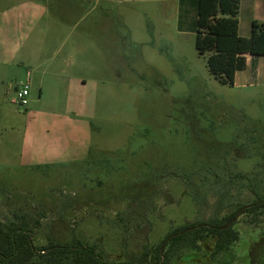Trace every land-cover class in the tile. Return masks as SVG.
Here are the masks:
<instances>
[{"label": "rangeland", "instance_id": "rangeland-1", "mask_svg": "<svg viewBox=\"0 0 264 264\" xmlns=\"http://www.w3.org/2000/svg\"><path fill=\"white\" fill-rule=\"evenodd\" d=\"M247 1L238 19L249 38L252 21L264 23V0ZM25 3L0 0V21ZM164 6L88 0L72 18L47 15L28 106L10 89L27 82L25 70L0 94V222H28L37 248L92 246L110 264H264V214L239 216V241L214 262L213 239L157 260L176 229L264 199V58L222 85L210 53L196 50L197 16L178 13L180 1ZM16 51L19 64L25 51ZM51 73L66 91L53 89Z\"/></svg>", "mask_w": 264, "mask_h": 264}, {"label": "trees", "instance_id": "trees-1", "mask_svg": "<svg viewBox=\"0 0 264 264\" xmlns=\"http://www.w3.org/2000/svg\"><path fill=\"white\" fill-rule=\"evenodd\" d=\"M182 8L185 0H179ZM195 10L196 49L201 56L210 53L207 64L210 72L222 85L234 86L237 72L246 70L251 56V70L255 73L257 58H264V23L252 21L251 36L239 34L241 0H188ZM263 215L264 199L259 198L222 218L176 229L167 237L166 255L159 248L157 260L169 256L178 247L188 246L194 251L200 243L214 240L212 260L230 251L240 239L237 219L242 215ZM0 264H110L92 246L50 243L37 248L26 221L0 222ZM128 264V263H127ZM215 264V263H213Z\"/></svg>", "mask_w": 264, "mask_h": 264}, {"label": "crops", "instance_id": "crops-1", "mask_svg": "<svg viewBox=\"0 0 264 264\" xmlns=\"http://www.w3.org/2000/svg\"><path fill=\"white\" fill-rule=\"evenodd\" d=\"M50 0H28V5L26 4L24 8L23 13L14 14L12 12L5 11L3 12V20L0 21V94L5 88V82L12 77L10 73L15 74V76L20 77L23 70L26 72V78L28 79L27 82L31 85L32 80L36 79V73L39 71L40 68L44 67V62H41V58L43 57L42 49L43 44L46 40V35L43 34V32H47V24L45 19H47V15L52 13L51 15L56 18L60 19L63 18L65 15V18H72L74 16V11L77 9V3L81 2H88V0H65L71 3L70 7H67L65 11L61 9H55L54 12L48 11L47 9V2ZM63 1V0H61ZM73 1H74V7H73ZM97 1H104L108 4H118L123 5L127 4L130 6H136V5H143V4H165L164 11L166 12L169 9V5L171 8H174L175 3H178L179 0H97ZM245 3V0H241L240 8L242 4ZM248 8L253 6L254 1L248 0ZM189 6V5H188ZM185 9V8H184ZM180 9V7H177V12L182 13H189L190 15L193 14L195 16V10L189 6L188 10ZM19 20H22V30H23V37L21 39H18L15 34V28L16 24L19 25ZM240 22V21H239ZM20 27V26H19ZM239 30H240V24H239ZM196 35V34H195ZM241 36V35H240ZM23 39V41H22ZM196 46V42H195ZM25 51V59L24 61H20L19 64H15V60L17 59V51L16 48H20ZM197 50V49H196ZM248 56L247 57V67L246 70L240 71L236 73L235 76V84L237 82L238 75L242 72H245L249 70L251 67L248 62ZM251 57V56H250ZM16 58V59H15ZM261 58V57H260ZM264 63V61H263ZM260 66V63H259ZM251 71V68H250ZM252 72V71H251ZM47 72L44 69L43 73L40 77V86H39V92L38 96L42 97L44 94V89L46 88V82L44 78L46 77ZM50 75L54 76L51 77L52 82L55 83L58 86H55L53 89H58L59 92H64L66 89L62 85V79L55 80L56 79V73H51ZM58 77H61L58 74ZM33 78V79H32ZM69 83H72L75 88L81 84L82 87L85 86V81H79V79H67ZM234 84V85H235ZM73 86V87H74ZM49 89V86L47 87ZM68 91V90H67ZM55 92V90H53Z\"/></svg>", "mask_w": 264, "mask_h": 264}, {"label": "built area", "instance_id": "built-area-1", "mask_svg": "<svg viewBox=\"0 0 264 264\" xmlns=\"http://www.w3.org/2000/svg\"><path fill=\"white\" fill-rule=\"evenodd\" d=\"M10 89H13L15 93V96L12 98V102L22 107H27L29 104L30 96L29 82L16 83L13 87L10 85Z\"/></svg>", "mask_w": 264, "mask_h": 264}]
</instances>
